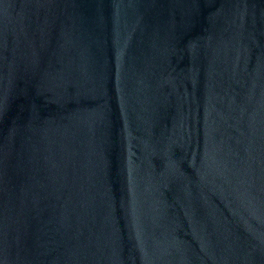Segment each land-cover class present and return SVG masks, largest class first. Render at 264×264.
Wrapping results in <instances>:
<instances>
[{"label":"water","instance_id":"obj_1","mask_svg":"<svg viewBox=\"0 0 264 264\" xmlns=\"http://www.w3.org/2000/svg\"><path fill=\"white\" fill-rule=\"evenodd\" d=\"M0 264H264V0H0Z\"/></svg>","mask_w":264,"mask_h":264}]
</instances>
